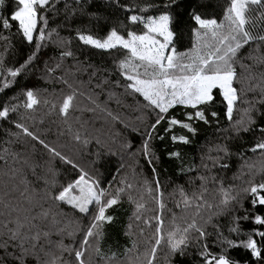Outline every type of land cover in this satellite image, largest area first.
Instances as JSON below:
<instances>
[{"label":"trees","instance_id":"obj_1","mask_svg":"<svg viewBox=\"0 0 264 264\" xmlns=\"http://www.w3.org/2000/svg\"><path fill=\"white\" fill-rule=\"evenodd\" d=\"M145 2L159 3L160 0H120L121 4L128 5H142ZM228 3L229 0H178V5L174 9L176 14L174 31L180 34L177 50L183 52L192 47L189 33L190 9L195 8L208 18L214 16L220 20ZM15 7V0H5L7 11L4 14L7 15ZM56 7L58 9L56 14L46 13L45 15L49 16V30L56 29L58 36L54 34L51 40L42 42L43 46L33 63L16 78V82L11 87L0 92V106L5 102L23 104L25 97L22 93L29 88L37 93L40 100L39 106L33 110H25L21 107L18 113L10 114L8 120L0 119V149L8 147L10 152L19 154L15 160L10 155L6 157L7 163L0 160V222L4 219L2 213L5 202L31 210L30 214L37 217L33 223L41 230L50 233L51 244L42 240L43 251L37 250L39 264H44L51 256L61 255L57 247L61 240L65 245L79 248L84 230L89 224L88 216L51 198V194L55 193L61 185H66L76 177L77 170L64 164L59 158L51 156L43 145L25 136L20 129L15 127V123H22L45 143L55 147L62 155L79 164L89 175H95L100 180L101 187L113 191L123 186L120 183L121 180L133 186L130 190L126 189L118 205L107 211L106 214L113 216L114 219L102 225L103 236L99 243L93 238L89 239L85 259L90 257L91 264H146L145 253L150 251L154 242L155 221H152L153 226H147L143 219L137 221L134 217L136 203L146 205L143 212L144 218L157 214L152 196L143 187L144 181L147 180L155 188L151 167L142 152L149 125L154 123V113L144 107L145 102L142 97L138 94L126 93L123 87L111 88L116 93V98L106 105L113 115L119 117V120L114 121L98 111L93 113L83 110L91 107L86 96L89 89H93L101 79V72L97 71L89 83V77L94 69H106L107 71L103 74L111 73L108 75L110 81L119 80L121 85L124 84L123 78L119 76L115 68V63L126 52L124 50L108 52L97 50L83 45L76 37L77 30H87L93 35L102 37L111 27H116L118 31L128 28L140 31L142 26L130 25L127 16L132 13H125L113 7L109 0H80L79 3H76V0H62ZM258 11L254 9L252 16L255 17ZM92 13L97 15L94 17ZM0 35L8 36L7 41L0 39V59L3 61L4 69L19 67L35 50V43L30 45L25 42L16 33L15 25L10 32L0 28ZM68 41L70 44L67 43ZM209 43H211L210 40ZM66 49L72 51L73 57L61 60L60 52ZM56 63H60L61 67L54 73L49 74L45 71L46 66L52 68ZM241 64L244 67H241ZM235 68L237 79L234 86L237 87L241 99L235 107L233 120L238 119L242 110L249 106L244 101L255 102L252 116L256 123L251 127L259 128L264 125V102H261L264 100V93L261 91L264 89V44L257 46L256 43L250 42L249 45H245L238 53ZM60 76H64L74 88L85 93L84 96L77 97V108L71 111L67 118L59 113V105L70 89L62 81L56 79ZM0 80H3V76H0ZM81 81L83 83H80ZM109 88L110 85H106L105 92ZM95 91L99 92V89ZM14 96L17 97L16 100L11 99ZM105 98L106 94L100 96L101 101ZM53 104L56 105L55 108L52 107ZM209 110L219 113V122L212 120L211 126L197 122L198 130L195 136L179 126H175L170 132H165L167 124L162 122L157 126L149 141L150 151L157 157L152 166L156 169L160 191L164 194L167 209L176 213L178 217L190 218L194 211L188 209L182 212L176 207V201L180 199L179 189L183 188L189 195L193 191L198 193L200 181L195 177L198 174L208 175L203 169H200L199 173L197 171L186 172L182 169L193 165L199 168L201 157H206L208 149L214 145L227 144L231 153L225 161H222L229 165L227 169H213V173L218 179L223 180L226 187L234 185L237 189H242L246 186V181L250 178L247 164H253L256 168L264 166V158L259 155L260 150L255 153L248 150L258 140L264 139V135L258 131L240 132L239 134L233 132L224 115L225 105L220 102L219 97ZM185 111L186 109L182 106L169 110L170 115L181 120L184 119ZM9 121H14V123ZM69 125H71L72 132L68 130ZM217 128L226 131L217 132ZM77 130L80 131L82 139L89 140L87 145L73 139V132ZM9 133H17V135L10 136ZM172 134L187 135L190 143L173 142ZM161 136L163 139L159 138ZM8 140H11V143L5 144L4 142ZM174 151L180 153L179 158L169 157L168 153ZM212 155L216 153L213 152ZM204 163L208 161L205 159ZM33 164L38 165L34 170ZM261 180H264V175L258 174L256 182ZM110 184L111 187H109ZM208 189L205 199L209 203L217 204L220 197L215 191V186L209 183ZM250 199L251 197L244 198V208L249 213V220L242 222L241 225L244 231L257 227L252 222V214H264V209L259 206L251 207ZM41 211L48 212L47 218L39 215ZM235 214L242 215L243 213L236 212ZM168 215L166 211L164 213L166 229ZM204 215L206 218V211ZM213 222H218L222 226L221 230L228 235L226 227L230 222L229 215L214 219ZM129 225H131L130 228ZM208 231H212L211 227ZM133 241L136 243L135 249H133ZM96 247L100 248L103 258L94 251ZM125 249H131L127 256ZM112 253L116 256L109 260ZM2 255L3 253L0 252V256ZM230 255L241 261V264L245 260L252 264L253 258L243 249H231ZM63 260L67 264H75L74 253L73 255L63 253ZM27 264H37V260L29 259ZM154 264H201L197 256V244H190L185 249L183 257L178 253L171 255L168 248L161 245L157 249Z\"/></svg>","mask_w":264,"mask_h":264},{"label":"snow or ice","instance_id":"obj_2","mask_svg":"<svg viewBox=\"0 0 264 264\" xmlns=\"http://www.w3.org/2000/svg\"><path fill=\"white\" fill-rule=\"evenodd\" d=\"M61 2L62 0H15L16 7L5 15L4 13L7 11L5 0H0V28L10 32L15 25L16 33L25 42L30 45L35 43V50L19 67L4 69L3 61L0 59V76H3V80H0V92L11 87L16 82V78L33 63L43 46L42 42L51 40L54 34L58 36L56 29L49 30V16L45 14H56L58 12L56 6ZM79 2L80 0H76V3ZM109 2L113 7L121 9L125 13H132L127 16L129 24L140 25L142 28L140 31H133L130 28L118 31L116 27H111L102 37L93 35L87 30H77L76 37L85 46L105 52L110 50L126 52L115 63V68L119 76L123 78L124 84L121 85L119 80L110 81L108 75L111 73L103 74L107 71L106 69H94L89 77V83L97 71L101 72V79L93 89H89L86 96L91 107L83 110L93 113L98 111L111 117L114 121L119 120V117L113 115L106 105L110 100L116 98V93L111 88L123 87L126 93L138 94L142 97L145 102L144 107L154 113V123L149 125L142 152L151 167L155 188L147 180L144 181L143 187L152 196L157 214L150 218H144L143 212L146 205L136 203L134 217L137 221L143 219L147 226H153L152 221H155L154 242L150 251L145 253L146 264H154L157 249L161 245L166 246L171 255L178 253L183 257L185 249L192 243L197 244V256L201 264H241V261L230 255L231 249H243L253 258L252 264H264V230H261L264 229V214H252V222L257 227L244 231L241 226L242 222L249 220L248 210L244 208L245 197H251L249 203L252 208L259 206L264 209V180L256 182L258 174L264 175V166L256 168L253 164H247L250 178L246 181V186L242 189H237L234 185L226 187L223 180L218 179L213 173V169L229 167L226 162H222L231 155L228 146L227 144H216L209 148L208 155L201 157L199 168L193 165L190 168L182 169L186 172L197 171L198 173L200 169H203L208 173V175L198 174L195 177L200 181L198 193L193 191L189 195L183 188L179 189L180 199L176 201V207L182 212L188 209L194 210L190 218H184L178 217L176 213L167 209L163 198L164 194L160 191L159 179L156 177V169L152 166L157 157L149 148V141L157 126L162 122L167 124L165 132H170L175 126H179L192 136L197 134V122L209 126H211L212 120L218 123L219 113L209 110L217 102V97L225 105L224 115L233 132L239 134L240 132L258 131L264 135V125L259 128L251 127L256 123L252 116L255 102L244 101L249 106L242 110L238 119L233 120L235 107L241 99L237 87L234 86L237 79L235 63L238 53L245 45H249L250 42L256 43L257 46L264 44V0H229L220 20L214 16L208 18L196 11L195 8L190 9L189 33L192 47L183 52L177 50L180 34L174 31L176 23L174 9L178 5V0H160L159 3L145 2L142 5L121 4L120 0H109ZM254 9L259 10L255 17L252 16ZM91 15L95 17L97 14L92 13ZM0 39L7 41L8 36L0 35ZM67 43L70 44V41ZM69 57H73L72 51L66 49L60 52L61 60ZM60 67L61 64L56 63L52 68L46 66L45 71L52 74ZM241 67L244 65L241 64ZM56 79L62 81L70 89L69 93L63 96L59 105V113L67 118L69 113L77 108V97L84 96L85 93L74 88L64 76L56 77ZM106 85H110L107 92H105ZM95 89H99V92ZM261 91L264 93V89ZM105 94L106 98L101 101L100 96ZM22 95L25 97L23 104L5 102L0 106V119L8 120L10 114L18 113L21 107L25 110H33L39 106L40 100L33 89H27ZM11 99L16 100L17 97L14 96ZM117 102L119 101L117 100ZM176 106L186 109L183 120L170 115L169 110ZM52 107L55 108L56 105L53 104ZM9 122L14 123V121ZM15 127L20 129L25 136L31 137L43 145L51 156L59 158L64 164L77 170L76 177L66 185H61L55 193L51 194V198L71 206L72 209L90 218L89 224L84 230L80 247L73 248L63 244L61 240L57 244L61 255L51 256L44 264H67L63 260L65 252L69 255L74 253L75 264H91L90 257L85 259L89 239L93 238L99 243L103 236L102 225L105 222L110 223L114 219L113 216L106 214L107 211L118 205L126 189H132V184L121 180L122 187L109 191L100 186V180L95 175H89L79 164L62 155L55 147L45 143L24 124L15 123ZM68 130L72 132L71 125ZM221 131L226 130L217 128V132ZM9 135L16 136L17 133H9ZM159 138L163 139V136ZM73 139L84 145L89 143L87 138L82 139L79 130L73 132ZM171 140L184 144L190 143L187 135L172 134ZM4 143L10 144L11 140ZM97 143L99 144L98 140ZM127 147L131 146L127 145ZM248 150L253 153L260 150L259 155L264 158V139L258 140ZM213 152L216 155H212ZM9 155L15 160L19 154L10 152L8 147L0 149V160L7 163L6 157ZM168 155L169 157H180L178 151L170 152ZM205 159L208 163H204ZM37 166L33 164V170ZM209 183L215 186V191L220 197L217 204L209 203L205 199V195L209 191ZM45 195L49 194L45 193ZM3 209L4 219L0 222V252L3 255L0 256V264H27L29 259H36L39 264L37 250L43 251L42 240L51 244L50 233L41 230L33 223L37 217L30 214V209L8 202L3 204ZM166 211L169 213L167 229L164 218ZM205 211L207 212L206 218ZM236 212L243 214L236 215ZM39 215L47 218L48 212L41 211ZM225 215L230 216V222L226 227L228 235H225L221 230L222 226L218 222H213L214 219ZM130 227L131 225H129ZM209 227L212 229L211 232L208 231ZM68 235H72V233H68ZM135 248L136 243L133 241V249ZM213 249L216 250L213 251ZM94 251L103 258L99 247H96ZM130 251L131 249H125V255L127 256ZM45 255L49 254L45 253ZM115 256L116 254L112 253L108 259L112 260ZM243 264H250V262L245 260Z\"/></svg>","mask_w":264,"mask_h":264}]
</instances>
